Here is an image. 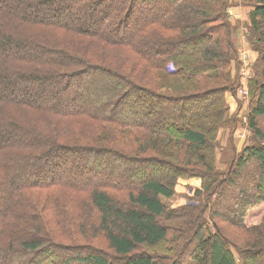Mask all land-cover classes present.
I'll use <instances>...</instances> for the list:
<instances>
[{"label":"trees","instance_id":"trees-1","mask_svg":"<svg viewBox=\"0 0 264 264\" xmlns=\"http://www.w3.org/2000/svg\"><path fill=\"white\" fill-rule=\"evenodd\" d=\"M247 1L244 35L257 53L252 143L234 154L226 182L252 169L257 179L247 191L254 198L226 212L242 232L233 245L217 223L205 234L199 215L181 227L162 201L196 169L210 184L220 174L216 132L227 124L225 92L235 91L240 66L229 0H0V264H48L71 246L79 253L67 264H182L191 234L195 264H264V220L243 224L247 208L264 202V0ZM139 102L154 107L153 121ZM118 140L144 165L108 147ZM103 147L142 173L146 164L147 175L122 184L68 172L90 175L80 162ZM205 188L195 196L213 192ZM94 238L107 252L94 249Z\"/></svg>","mask_w":264,"mask_h":264},{"label":"rangeland","instance_id":"rangeland-1","mask_svg":"<svg viewBox=\"0 0 264 264\" xmlns=\"http://www.w3.org/2000/svg\"><path fill=\"white\" fill-rule=\"evenodd\" d=\"M229 2L232 4L229 10L231 19L233 20L235 25H237L234 34L237 35L235 38V42L237 45L236 61H239L240 66L239 69L236 71L237 85L235 91L225 92L226 105L228 106V113L226 118L227 124L219 128L216 132V147L214 148L215 169L216 171H219L220 174H218L217 176H213L214 178H216V181L210 184L207 175L201 176L204 173L203 170L196 169L188 177L180 178L177 181L175 185V194L173 197L166 199L162 198V201L169 210H177L178 214L180 215L178 219L182 223H184L181 225V227H186L185 225L190 226V223H192V221L196 219L197 215H199L201 216L202 220L200 225H203L204 221H206L207 223V226H203V231L205 234H208V232L214 233V224L217 223V225L221 228L222 232H224L225 237H228L229 239L233 240V245H235V242L239 243L241 241L238 236H241L240 233L242 232L241 229L237 225H235V222H237V218L235 217V215L227 214L226 212L229 211L228 209H230L231 211H234L235 209L237 210V208L239 207L238 203L241 200H247L249 202L251 199L254 198L252 196V193H247V191H251V185L256 181L257 176L254 170L252 169L248 175L244 176L243 174H241L240 177L234 178L238 179L236 181V185L228 186L226 180L227 178L229 179L231 174L232 168L229 165V162L234 156V154L240 153L244 145L252 143V132L248 127L247 115L251 109L250 93L253 88L250 85V80L252 79L254 74V67H252V65L255 62L257 53L251 48L252 46L246 40V37L244 35L249 24V13L251 12L253 7L250 4L251 2H248L247 0L245 2L244 0H229ZM244 53H248V55H246L245 57L243 56ZM232 73H234V68L232 70ZM87 77L88 79H91L90 76ZM76 88H78V85H76ZM147 101L150 102L152 100ZM137 105V109L146 115V117L148 118L147 120L153 121V119L157 117L156 111L149 114L151 111L155 110L154 107H152L149 103L139 102ZM232 118H234L233 122H236L235 126H232L231 123L228 122V119ZM258 120L259 124L264 125V116L258 117ZM101 144L107 145V142ZM108 147H115L114 152L116 154L124 153L118 154L121 157H126V155H129L133 158V161H139L141 162V164L144 162L142 160L145 157L142 156L143 159L141 160V156L135 155L132 152V145H128L129 148L127 149L126 146H124V144L118 140L117 145L112 146L110 144ZM74 160L75 166H79V164L77 163L78 157H74ZM133 161H121L119 159L115 160L109 156L106 147H103L102 149L98 150L94 157L91 158V156H87L85 157V161H83L82 163L80 162V164L88 166L86 170L88 168H91L90 175L81 176L80 174L83 173H80L81 171H79V169L77 170L74 166H67V170L68 172L74 173L78 177L80 182H84V180L88 176L89 178L91 177L94 181H98V178L106 176L109 180H117L122 184H129L134 183L136 180L139 181L141 179V175L138 174L147 175L149 170L148 168H146L145 170V166L147 167V165L145 164L142 173V171L139 170V164L135 166L132 165ZM134 168H136V170L138 171L135 172L136 175L134 174L133 176L131 174V171ZM88 183H91V181L89 180ZM207 185L211 186L213 192L211 194L203 196V198H197L195 196L196 190H200L205 194L207 193V189L205 188V186ZM54 190H56L54 192H59L57 189ZM83 194L87 195V191ZM216 211H221L223 217L218 218L217 215H214V212ZM263 220L264 202H258L247 208L246 214L243 217V224L247 227H250L254 225H259ZM230 221L234 224L230 223ZM170 233L172 234L173 232L170 231ZM189 237H191V241L186 243V246L189 245L190 249V247L192 245H195L196 243L194 241V235L192 236L191 234V236ZM99 240L100 238H94V249L96 248L102 252H107L104 248L105 245H103V241ZM92 241L93 238L90 237H87L85 239V243L87 244L89 242L91 243ZM177 242L179 244L183 242L181 240V237L177 240ZM174 244L175 242L170 244V248H173V252L178 250L177 246H175L176 244ZM75 248L76 247L71 246L68 249H65L64 251L55 250V252L51 254L52 257L48 259V264H67L66 260L68 258L75 256L77 252L79 253V251L75 250ZM189 249L187 248V252H185L184 250H181L179 252L181 254L184 253L181 256L183 258L182 264H195L192 257L188 256V254L191 252L189 251ZM87 253L88 250L83 249L82 256H86ZM26 255L27 258L33 257L32 255ZM235 255H237L236 252ZM68 264L79 263H77V261H72Z\"/></svg>","mask_w":264,"mask_h":264},{"label":"built area","instance_id":"built-area-1","mask_svg":"<svg viewBox=\"0 0 264 264\" xmlns=\"http://www.w3.org/2000/svg\"><path fill=\"white\" fill-rule=\"evenodd\" d=\"M246 55H248V54H246V53L243 54V56H245V57H246Z\"/></svg>","mask_w":264,"mask_h":264},{"label":"crops","instance_id":"crops-1","mask_svg":"<svg viewBox=\"0 0 264 264\" xmlns=\"http://www.w3.org/2000/svg\"><path fill=\"white\" fill-rule=\"evenodd\" d=\"M248 54V53H247Z\"/></svg>","mask_w":264,"mask_h":264}]
</instances>
